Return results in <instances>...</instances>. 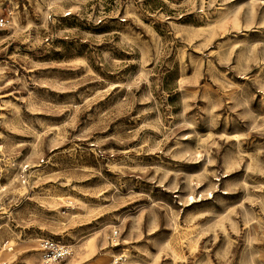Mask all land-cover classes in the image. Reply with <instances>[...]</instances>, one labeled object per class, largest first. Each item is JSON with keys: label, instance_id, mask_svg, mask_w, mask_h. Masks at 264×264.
I'll return each mask as SVG.
<instances>
[{"label": "rangeland", "instance_id": "374dc122", "mask_svg": "<svg viewBox=\"0 0 264 264\" xmlns=\"http://www.w3.org/2000/svg\"><path fill=\"white\" fill-rule=\"evenodd\" d=\"M116 258L264 264V0H0V264Z\"/></svg>", "mask_w": 264, "mask_h": 264}, {"label": "built area", "instance_id": "2783aa9c", "mask_svg": "<svg viewBox=\"0 0 264 264\" xmlns=\"http://www.w3.org/2000/svg\"><path fill=\"white\" fill-rule=\"evenodd\" d=\"M41 244L44 248V257L47 262L56 261L58 259L64 258L70 255L72 252V249L69 245L60 244L59 242H55L53 240L42 239ZM118 261L119 258H116L114 263L111 264H116Z\"/></svg>", "mask_w": 264, "mask_h": 264}]
</instances>
